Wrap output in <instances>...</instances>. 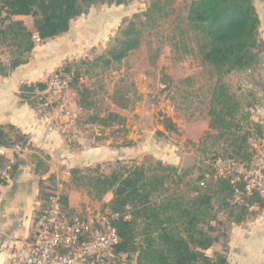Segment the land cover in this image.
<instances>
[{
    "label": "trees",
    "instance_id": "trees-1",
    "mask_svg": "<svg viewBox=\"0 0 264 264\" xmlns=\"http://www.w3.org/2000/svg\"><path fill=\"white\" fill-rule=\"evenodd\" d=\"M125 1L0 0V47L8 54L7 62L0 61V76H8L25 63L36 42L66 33L72 21L92 7L121 5ZM168 3L150 0L145 10L133 13L118 26L104 54L92 59L66 60L54 72L70 76L68 86L75 90L76 104L88 112L86 123L102 127L115 124L125 131V117L113 111L101 114L102 100L80 78L113 68L138 48L144 29L168 15ZM19 16H30L33 29ZM181 22L194 36L202 63L214 72L207 107L208 129L212 132L199 141L201 157L247 166L255 153L249 138L255 133L264 140L263 127L251 118L253 94L248 92L246 99L236 96L223 77L232 71L249 69L258 61L260 20L256 8L252 0H190ZM180 30L183 37L184 31ZM46 87L47 83L36 82L22 84L20 89L28 92L23 98L33 106L36 104L35 98L30 99L33 91ZM119 91L113 92L112 102L126 108L128 98ZM162 122L166 131H176L170 118L164 116ZM158 133L163 134L159 130ZM26 144V136L17 128L0 124V147ZM209 151L214 153L211 158L205 157ZM35 166L36 171L41 168L37 171L39 175L46 170L43 160H36ZM98 168L99 165L69 170L70 186L84 189L92 200L102 201L108 192L112 195L101 204L100 212L110 217L119 240L111 250L112 256L91 257L88 260L91 264H227L224 252L207 253L226 235L221 230L223 223L218 213L222 212L227 222L240 224L251 216L252 208L264 209V197L256 190L247 191L243 175L232 170L220 175L218 168L207 172L199 168L195 178L185 181L190 170L181 172L161 160H153L148 166L118 160L109 173ZM207 173L211 175L209 179ZM39 190L41 205L35 221L47 208L51 190H55L54 177L40 180ZM59 200L64 219L82 217L68 210L66 192H60Z\"/></svg>",
    "mask_w": 264,
    "mask_h": 264
},
{
    "label": "rangeland",
    "instance_id": "rangeland-1",
    "mask_svg": "<svg viewBox=\"0 0 264 264\" xmlns=\"http://www.w3.org/2000/svg\"><path fill=\"white\" fill-rule=\"evenodd\" d=\"M166 1L169 2L166 6L168 15L159 19L153 27L144 29L138 48L132 50L113 68L94 71L93 74L80 78V82L96 91L97 98L102 100L100 113L113 111L122 115L125 117L126 128L121 131L115 124L111 127L88 124L85 122L88 112L82 111L77 122L80 130L87 129L89 134H96L95 143L109 145L112 152L119 145H124L129 150L123 158L104 157L88 167L99 165L100 172L109 173L118 160L127 164L144 163L146 166L152 165L153 160H161L164 164L175 165L181 172L190 170L191 173L185 181L195 178L199 168L205 172L212 170L211 168L215 171L223 168L237 173V165L201 157L199 141L212 132L208 129L207 107L214 72L202 63L194 36L181 22L190 0ZM252 2L260 20L258 61L249 69L228 73L223 77V82L236 96L246 99L248 92L253 94L252 115L257 117V121H262L260 124L264 128V0ZM149 3L150 0H127L121 6L97 5L87 14L76 18L71 24V31L79 45L74 46L72 53L64 60L92 59L104 54L118 26L133 13L145 10ZM21 18L29 29H33L30 16ZM180 29L184 31L183 37H180ZM83 43L85 44L81 45ZM2 49L6 51L5 48ZM66 89L75 93L69 86L60 92H49L59 95ZM116 89L128 98L126 108L112 102ZM164 116L172 120L176 127L175 132L164 129ZM86 124L90 126L85 127ZM158 130L163 134H159ZM251 136L249 140L252 144L256 145L262 140L255 133ZM212 153L207 152L205 157L211 158L214 155ZM85 167L87 166L80 168ZM206 176V179L211 177L209 173ZM259 211L252 209L248 219L256 217ZM218 217L223 223L221 230L227 234L229 222L222 212L218 213ZM225 239L226 235L221 238V244H224ZM212 252V248L207 251L208 254Z\"/></svg>",
    "mask_w": 264,
    "mask_h": 264
},
{
    "label": "crops",
    "instance_id": "crops-1",
    "mask_svg": "<svg viewBox=\"0 0 264 264\" xmlns=\"http://www.w3.org/2000/svg\"><path fill=\"white\" fill-rule=\"evenodd\" d=\"M76 45L79 44L70 25L66 33L36 42L25 63L8 76H0V124L13 125L27 138L21 149L10 147L0 154V177L4 180L0 184V264H18L35 236V215L41 205L40 180L53 176L55 190L67 194L68 210L93 218L101 214V204L112 195L108 192L102 201L92 200L84 189L70 186L69 170L100 162L104 157L120 159L129 151L119 145L112 152L109 145L95 143L96 134L80 130L77 122L82 109L76 105L72 90L53 95L47 87L35 89L30 98H35L33 106L23 98L28 92L20 86L47 83ZM7 58L8 54L0 47V61L5 63ZM251 118L257 121L255 115ZM36 160H43L46 165L42 175L37 172L41 168L36 171ZM48 171L49 176L42 179ZM229 224L224 244L214 245L213 251L224 252L227 264H264V209L240 224Z\"/></svg>",
    "mask_w": 264,
    "mask_h": 264
},
{
    "label": "built area",
    "instance_id": "built-area-1",
    "mask_svg": "<svg viewBox=\"0 0 264 264\" xmlns=\"http://www.w3.org/2000/svg\"><path fill=\"white\" fill-rule=\"evenodd\" d=\"M38 40V39H37ZM70 76L53 73L47 81L51 92L68 87ZM255 153L247 165H238L247 191L256 190L264 197V140L254 144ZM15 149H21L15 146ZM5 147H0V154ZM227 169H219L222 175ZM60 192L51 190L47 208L35 221L36 232L32 242L20 257L18 264H88L91 257L112 256L118 235L106 214L93 218L75 216L67 221L61 215Z\"/></svg>",
    "mask_w": 264,
    "mask_h": 264
},
{
    "label": "water",
    "instance_id": "water-1",
    "mask_svg": "<svg viewBox=\"0 0 264 264\" xmlns=\"http://www.w3.org/2000/svg\"><path fill=\"white\" fill-rule=\"evenodd\" d=\"M50 174V171L46 172L43 176H42V179H46Z\"/></svg>",
    "mask_w": 264,
    "mask_h": 264
}]
</instances>
